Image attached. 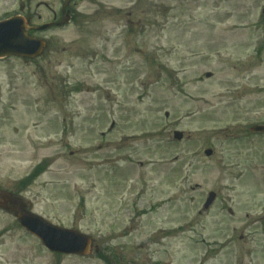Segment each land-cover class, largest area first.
Segmentation results:
<instances>
[{
    "label": "rangeland",
    "instance_id": "obj_1",
    "mask_svg": "<svg viewBox=\"0 0 264 264\" xmlns=\"http://www.w3.org/2000/svg\"><path fill=\"white\" fill-rule=\"evenodd\" d=\"M23 1L0 0V19ZM92 1L40 60H0V188L47 162L24 200L121 264H264V138L243 136L264 124V0ZM102 262L0 212V264Z\"/></svg>",
    "mask_w": 264,
    "mask_h": 264
},
{
    "label": "water",
    "instance_id": "obj_2",
    "mask_svg": "<svg viewBox=\"0 0 264 264\" xmlns=\"http://www.w3.org/2000/svg\"><path fill=\"white\" fill-rule=\"evenodd\" d=\"M22 19H13L0 23V58L20 56L37 58L42 55L45 44L28 40V29L23 26ZM177 140H182V134L176 133ZM210 155V152L207 153ZM214 195L208 200L206 209L211 205ZM0 208L12 212L22 225L31 233L38 236L53 252L63 254L87 255L92 250L91 241L76 232L61 230L53 227L42 219L26 212L23 202L14 196L0 192Z\"/></svg>",
    "mask_w": 264,
    "mask_h": 264
},
{
    "label": "flooded vegetation",
    "instance_id": "obj_3",
    "mask_svg": "<svg viewBox=\"0 0 264 264\" xmlns=\"http://www.w3.org/2000/svg\"><path fill=\"white\" fill-rule=\"evenodd\" d=\"M91 1L92 0H47L37 3L35 10L32 9L31 4L28 2L27 5L24 6L23 16L28 20L31 27L53 24L52 28L60 29L58 24H60L64 18H67L69 21L67 26L75 25L80 22L85 15L81 10V6ZM53 6H56V10L52 9ZM40 7H44L49 10L50 15L48 16V21L44 20L43 16L38 13V9H40ZM64 28H66V26L63 27V29ZM31 34L33 36L39 35V33L33 31ZM259 219H262L258 221L259 224H261L264 221V216H260ZM262 252L264 254V248H262Z\"/></svg>",
    "mask_w": 264,
    "mask_h": 264
},
{
    "label": "trees",
    "instance_id": "obj_4",
    "mask_svg": "<svg viewBox=\"0 0 264 264\" xmlns=\"http://www.w3.org/2000/svg\"><path fill=\"white\" fill-rule=\"evenodd\" d=\"M32 180V178L31 179H29V181H31Z\"/></svg>",
    "mask_w": 264,
    "mask_h": 264
}]
</instances>
